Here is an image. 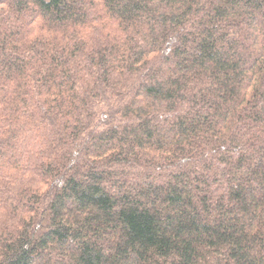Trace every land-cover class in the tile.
Returning a JSON list of instances; mask_svg holds the SVG:
<instances>
[{"label":"trees","instance_id":"trees-1","mask_svg":"<svg viewBox=\"0 0 264 264\" xmlns=\"http://www.w3.org/2000/svg\"><path fill=\"white\" fill-rule=\"evenodd\" d=\"M0 264H264V0H0Z\"/></svg>","mask_w":264,"mask_h":264}]
</instances>
